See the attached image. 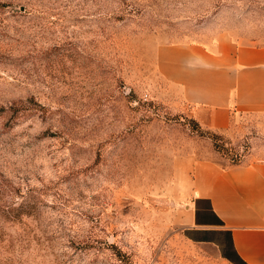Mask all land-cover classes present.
Returning <instances> with one entry per match:
<instances>
[{"label":"rangeland","instance_id":"374dc122","mask_svg":"<svg viewBox=\"0 0 264 264\" xmlns=\"http://www.w3.org/2000/svg\"><path fill=\"white\" fill-rule=\"evenodd\" d=\"M222 33L264 42V0H0V264H239L180 168L264 158V114L200 126L157 60Z\"/></svg>","mask_w":264,"mask_h":264},{"label":"crops","instance_id":"0c3cea01","mask_svg":"<svg viewBox=\"0 0 264 264\" xmlns=\"http://www.w3.org/2000/svg\"><path fill=\"white\" fill-rule=\"evenodd\" d=\"M157 60L201 126L227 131L243 115L264 114V42L222 33L211 46L162 45ZM180 174L192 232L239 264H264V158H190Z\"/></svg>","mask_w":264,"mask_h":264},{"label":"trees","instance_id":"16d2710c","mask_svg":"<svg viewBox=\"0 0 264 264\" xmlns=\"http://www.w3.org/2000/svg\"><path fill=\"white\" fill-rule=\"evenodd\" d=\"M193 118V117H192ZM199 125H200V123L195 119V118H193ZM201 126V125H200ZM240 162V161H239ZM236 163H238V162H236Z\"/></svg>","mask_w":264,"mask_h":264}]
</instances>
